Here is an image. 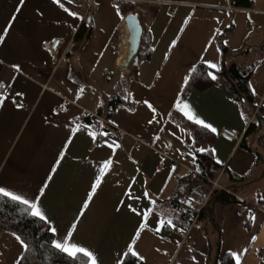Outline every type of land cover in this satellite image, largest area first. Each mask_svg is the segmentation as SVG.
<instances>
[{"label": "crops", "instance_id": "crops-1", "mask_svg": "<svg viewBox=\"0 0 264 264\" xmlns=\"http://www.w3.org/2000/svg\"><path fill=\"white\" fill-rule=\"evenodd\" d=\"M120 1L133 3L143 36L137 63L126 69L117 46L123 15L113 0H92L91 10L88 0H60L64 7L55 0H0V81L7 84L0 92V186L32 198L47 185L41 203L51 223L44 222L57 229L53 239L75 222L73 240L92 250L98 264H121L131 255L127 244L146 209L147 227L133 246L144 257L133 256L141 264H222L221 257L234 251L241 264H264V0H249L250 6L231 0ZM83 22L86 29L76 37ZM57 38L55 53L42 46ZM219 42L228 50L224 56ZM243 48L248 51L241 54ZM205 60L219 69L222 63L252 66L260 127L247 131L254 113L246 114L228 78L216 70L210 69L217 76L213 85L182 93L184 78ZM125 76L121 88L128 87L130 108L123 102L106 116V98ZM178 96L217 129L208 130L213 140L196 142L176 121L171 112L179 113L173 107ZM91 114L108 121L89 122ZM223 128L243 133L228 140L219 134ZM196 148L208 150V175L236 200L215 202L210 225L200 219L183 242L185 232L166 200L177 188L173 173L183 174L175 162L197 167ZM106 159L112 163L81 212ZM161 220L174 226L167 230ZM22 252L13 233L0 234V264H17Z\"/></svg>", "mask_w": 264, "mask_h": 264}, {"label": "trees", "instance_id": "trees-1", "mask_svg": "<svg viewBox=\"0 0 264 264\" xmlns=\"http://www.w3.org/2000/svg\"><path fill=\"white\" fill-rule=\"evenodd\" d=\"M231 1L235 6H250L249 0ZM117 6L119 12L123 16L127 12L133 10V3L129 1H117ZM85 29L86 23L83 22L79 27L76 37H78ZM142 43L143 36H141L139 49L136 54L137 56L140 55ZM219 45L221 54L224 56L228 50L220 42ZM241 51V54L245 53L248 51V48H243ZM148 53L149 52L147 50L144 56L147 57ZM209 70L210 69H208L205 64L201 62L197 63L188 76V82L184 84L182 93H187L192 89L203 91L213 85L215 81L207 75V71ZM251 72L252 66L248 67L237 63H230L228 65L222 63L221 68L218 71V73H222L228 78V88L234 93L235 99L239 101L243 109L248 108V112L246 114L249 116H253L252 112L254 113L255 109L259 114H261L262 111L261 107H257L254 104V95L250 83ZM127 80L128 77H122L114 91L109 96H107L105 102L106 116H110L116 106L123 103L121 97V87L127 83ZM102 106L103 105L99 107V113L102 111ZM171 113L176 121L189 131L190 135L196 142L203 143L213 140L214 136L208 130L195 125L193 122L185 119L177 112ZM243 114L246 115L245 113ZM85 118L89 122H93L94 117L88 116ZM256 128L257 122L255 116H253L250 123L248 124L247 131L256 130ZM194 155L197 162V168L203 172L204 175L210 178L208 171L206 170V166L212 162L208 154V150L203 152L195 151ZM207 185L208 182L206 180H196L194 182H189L185 175H183L177 181L175 193L173 196H171V198L166 200V203L172 210V213H174V220L178 225V219L181 217L178 212L179 208L185 207L187 209L186 214H189L190 208L196 204H199L203 199V195L207 190ZM196 195L202 196V199H196ZM235 200V197L228 195L225 192L215 191L212 197L208 200L205 208L200 211L195 226L197 225L198 221H200V219H206L207 224L210 225L209 217L212 216V205L215 202L218 201L222 203H229ZM24 208L25 206L19 204V202L11 201L7 197L0 196V234L2 232L15 233L16 236H19L25 242V244H27V248H23V252L21 253L17 264H81L82 260L84 259L83 257L73 259L68 257L65 253L54 249L51 246L53 233L49 231L48 225L39 218L28 215L27 212L24 211ZM165 225H168V223L165 222L163 227H165ZM182 228L185 232L186 228L183 226ZM221 263L235 264L233 258L228 253H225L221 257ZM121 264H141V262L133 256L126 255L123 258Z\"/></svg>", "mask_w": 264, "mask_h": 264}, {"label": "snow or ice", "instance_id": "snow-or-ice-1", "mask_svg": "<svg viewBox=\"0 0 264 264\" xmlns=\"http://www.w3.org/2000/svg\"><path fill=\"white\" fill-rule=\"evenodd\" d=\"M55 2L57 4H60L61 7H64L63 4L60 3V0H55ZM72 2H73V0H68L69 4H71ZM21 3H23V0H21ZM113 7L117 8V14L119 15L118 7L116 5H113ZM64 10L66 12L69 11L67 8H65ZM69 14L71 16H74V17L78 15V13H76L74 11L70 12ZM185 22H187V21H185ZM2 39H3V36H0V40H2ZM56 43H58V42L54 41L53 46H55ZM175 43H176V40H173L172 45H175ZM204 64L207 66L208 69H213V70H216L217 72L219 71V65L213 61L205 60ZM13 67L18 68V66H16V65H13ZM207 75L212 80L217 79V76L211 70L207 71ZM184 81H185V83L188 82L187 76L184 78ZM0 87H3L2 82H0ZM0 99H3L2 95H0ZM144 103L148 106L149 109L152 110L153 113L156 112V109L153 107L152 104H150L148 101H144ZM173 107L179 113H181L187 120L193 122L195 125H198L204 129H207L213 133L217 132V129L212 124L206 123L205 120H203L199 115H197L192 110L191 105L187 101L182 100L179 96L176 98V102L174 103ZM153 119H155V116H153ZM241 119H244L243 112H241ZM149 123H152V121H149ZM181 131H184V129L181 128ZM89 135L94 136L95 133L90 132ZM110 147H111V145H110ZM117 147H118V145H117ZM195 151L196 152H203V151H206V149L196 148ZM61 156H63V152L61 153ZM56 163L59 164V160ZM111 163H112V161L110 159H106L103 161V164L101 165V167L99 169V175L96 176L95 181L91 184V190L87 193V199H85L83 202V207L81 209V212H83V210L88 207L89 201L92 199L93 194L96 192L98 186L101 183L102 176L107 171V169L109 168V165ZM217 163H222V162L217 160ZM53 171H55V166H53ZM46 186L47 185H45L44 187H41L39 189V194L35 195L32 198H28L24 194H18L16 191H11L6 187L0 186V196L7 197L11 201L19 202V204L25 206L24 211L27 212L28 215L33 216V217H37L41 221L51 223L48 220V217H47L45 210L43 209L42 203H41V197L45 192ZM144 196L147 198L148 193L145 192ZM135 199L138 200L139 197H135ZM152 203H154V201ZM129 208H130V211H132L133 213L140 215V213L137 212L136 208L131 207V206H129ZM150 211H151L150 209H146L143 211L142 219L140 221V227L136 228L135 233H134L133 237L131 238V241L127 244V251L129 253H131L132 256H139V253L136 250H134L133 246L137 243V240L139 239L143 228L147 227V224L145 222L148 219V215H149ZM77 219H79V217H77ZM158 223L163 224L164 221L161 220ZM168 224L170 226H174V225H172L171 220H168ZM75 228H76V223L73 222L72 225L67 229L66 234H64L60 238L51 239V246L54 249H57L60 252L65 253L70 258L76 259L79 257H83L84 259L82 260L81 264H98L97 257L92 250H90L87 247L82 246L80 243L75 242L73 240L72 237H73V232H74ZM49 231H51L55 235L57 229L55 227H50ZM156 231H159V227H157ZM13 235L15 236L16 240L20 242L21 246L26 249L27 244H25V242L19 236H16L15 233H13ZM253 239H255V237H253ZM231 255L236 260V264H241L240 255L237 252L234 251L231 253ZM139 259L144 260V257L139 256ZM118 264H119V262H118Z\"/></svg>", "mask_w": 264, "mask_h": 264}, {"label": "built area", "instance_id": "built-area-1", "mask_svg": "<svg viewBox=\"0 0 264 264\" xmlns=\"http://www.w3.org/2000/svg\"><path fill=\"white\" fill-rule=\"evenodd\" d=\"M117 1L118 0H113L114 4H117ZM87 5H88L89 10H91L93 8L92 0H88ZM54 41L58 42L55 44V46H53ZM59 41H60L59 38L53 39L51 41H45V42H43L42 46L46 50H48L49 52L55 53L57 51ZM106 73H107V70H106ZM0 82L3 83V87H0V92H3L6 89L7 84L3 81H0ZM122 91H123L122 96H121L122 100L125 103V106L127 108H130V104L128 103V101H129L128 87L125 85L123 87ZM17 104H18V102H17ZM91 115L94 118L99 119L103 123H107V121H108L107 119L101 118L96 114H91ZM247 125L248 124H246V127H247ZM242 133H243V131L239 132L236 128H223L219 134H220V136H222L228 140H235V139L240 138L242 136ZM169 154H170V150H167L166 152H164L165 157H169ZM175 164L179 165L180 168L182 169V172H183V174L179 171L174 172L173 178L175 180L178 181L183 175H185L189 182H194L196 180H206L208 182V184H210V188H209L207 194L205 195V197L202 199V201L199 204H196L190 208L189 214H186L187 209L185 207H180L178 210V212L181 216L178 219V223L181 227L183 226L186 228L184 236H183V240H182L183 242H185L187 239V235H188L189 230L195 226V224L198 220V216H199L200 211L205 208L207 201L209 199L208 197L210 196L212 190L217 188L218 185H217L216 180H213L212 178H208L197 167H194V166L192 167V166H189V165H186L183 163H179V162H175ZM165 229L169 230L170 228L168 225H165ZM130 256H132V255H130Z\"/></svg>", "mask_w": 264, "mask_h": 264}, {"label": "water", "instance_id": "water-1", "mask_svg": "<svg viewBox=\"0 0 264 264\" xmlns=\"http://www.w3.org/2000/svg\"><path fill=\"white\" fill-rule=\"evenodd\" d=\"M126 28L128 30V42L129 48L126 55V58L121 62L120 67L126 69L129 64L135 65L137 63V51L139 49L140 40L142 36V26L140 23L138 12L129 11L123 16ZM254 116L257 122L258 127L261 126V118L257 111L254 112Z\"/></svg>", "mask_w": 264, "mask_h": 264}, {"label": "bare ground", "instance_id": "bare-ground-1", "mask_svg": "<svg viewBox=\"0 0 264 264\" xmlns=\"http://www.w3.org/2000/svg\"><path fill=\"white\" fill-rule=\"evenodd\" d=\"M128 38V30L126 28L125 22L122 19L120 23V30H119V42L117 43V46L119 48V59L118 62L121 64L126 58L128 48H129V42L127 40Z\"/></svg>", "mask_w": 264, "mask_h": 264}, {"label": "rangeland", "instance_id": "rangeland-1", "mask_svg": "<svg viewBox=\"0 0 264 264\" xmlns=\"http://www.w3.org/2000/svg\"><path fill=\"white\" fill-rule=\"evenodd\" d=\"M118 42H119V38H118ZM212 179H213V180H216L217 185H218V181H217L218 179H217L216 177H215V178H212ZM209 188H210V184H209V186H208V190H209ZM218 189H219L220 191H222V192H226V191H228V190H226V189L221 188V187L218 186L217 188H215V189L212 190V192H211V194H210V196H209L208 198L210 199V198L212 197V195L214 194V192H215V191H218ZM209 199H208V200H209ZM207 202H208V201H207Z\"/></svg>", "mask_w": 264, "mask_h": 264}]
</instances>
